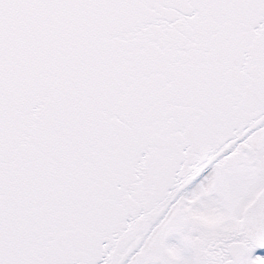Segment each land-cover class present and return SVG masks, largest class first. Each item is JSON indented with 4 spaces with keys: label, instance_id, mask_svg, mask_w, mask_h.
<instances>
[{
    "label": "snow or ice",
    "instance_id": "6c2138e0",
    "mask_svg": "<svg viewBox=\"0 0 264 264\" xmlns=\"http://www.w3.org/2000/svg\"><path fill=\"white\" fill-rule=\"evenodd\" d=\"M0 264H264V0H0Z\"/></svg>",
    "mask_w": 264,
    "mask_h": 264
}]
</instances>
